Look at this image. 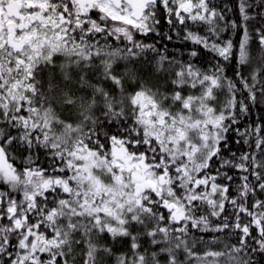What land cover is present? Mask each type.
Segmentation results:
<instances>
[{
  "label": "snow or ice",
  "instance_id": "obj_1",
  "mask_svg": "<svg viewBox=\"0 0 264 264\" xmlns=\"http://www.w3.org/2000/svg\"><path fill=\"white\" fill-rule=\"evenodd\" d=\"M0 264H264V0H0Z\"/></svg>",
  "mask_w": 264,
  "mask_h": 264
},
{
  "label": "trees",
  "instance_id": "obj_2",
  "mask_svg": "<svg viewBox=\"0 0 264 264\" xmlns=\"http://www.w3.org/2000/svg\"><path fill=\"white\" fill-rule=\"evenodd\" d=\"M229 3H234V0H228ZM161 33L163 34L164 32L168 31V26L167 24H165L163 21L161 22ZM237 38V37H234ZM147 42L149 43H156L158 47H164L167 46L168 51L170 53H175L176 55H179V53L176 51L177 48H181L184 49L185 46L182 44H179L175 39H173L172 41H167L165 40H161L159 36L156 35H152L147 39ZM188 47H191V45H188ZM229 75H231V71H229L228 73Z\"/></svg>",
  "mask_w": 264,
  "mask_h": 264
}]
</instances>
